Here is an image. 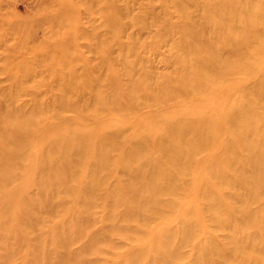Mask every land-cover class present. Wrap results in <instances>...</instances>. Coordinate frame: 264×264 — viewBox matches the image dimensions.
<instances>
[{"label":"rangeland","instance_id":"rangeland-1","mask_svg":"<svg viewBox=\"0 0 264 264\" xmlns=\"http://www.w3.org/2000/svg\"><path fill=\"white\" fill-rule=\"evenodd\" d=\"M13 1L17 2L11 8L16 15L22 20L31 18L26 0ZM164 1H154L157 11L166 6ZM200 1L185 2V8L168 5L174 11V21L190 19L196 26L189 23L181 30L191 38V47L180 44L181 32L174 33L180 48L172 57L167 52L172 61L196 47L199 50L203 42L189 35L207 25L208 18L216 24H228L222 16L231 14L230 6L222 9L217 4L219 0H209L215 6L208 12L193 5ZM250 4L264 14V0H250ZM142 21L150 19L137 23L142 25ZM252 23L264 31V17ZM236 24L242 30L239 36L247 35L239 19ZM109 36L111 40L116 33L110 31ZM153 40L146 41L153 47L157 42ZM258 42L254 46L262 50L244 64L264 68V39ZM129 56L115 68L126 89L130 83L136 84L131 90L134 101H146L139 90V82L144 81L143 87L152 86L158 98H166L165 89L155 90L161 79L151 80L149 86L148 76H140L141 65ZM163 67L166 69L161 64L159 70ZM133 68L136 76L130 81L127 71L133 74ZM0 81L7 82L4 74ZM100 85L92 81L86 93L73 98L84 113L94 109V95ZM248 95L238 91L229 102L222 101L220 107L226 106L223 121L220 127L209 128L220 136L217 146L209 142L202 148L199 142L191 143L174 132L183 141L179 153L164 147L124 152L107 147L100 153L90 147L87 137L76 143L62 140L55 132L48 133L46 141L17 147L2 134H25L21 128L27 131L41 117L34 115L32 123L17 113L9 118L13 113L2 106L0 120L9 119L0 124V264H222L225 254L228 264H233L234 257L239 264H258L255 260L264 264V248L260 249L264 247V86L250 95L259 107L246 106ZM196 98L206 104L213 102L212 98ZM29 103L31 112L32 101ZM111 110L118 120L130 118L117 109ZM45 120L54 123L52 118ZM84 127L81 130L87 129ZM168 132L172 136L173 132ZM65 133L71 136L69 129ZM194 151L200 152L197 159L225 152L220 162L203 159L199 172L174 168L176 162H191ZM133 154L155 160L154 170L140 165ZM163 164L182 174L174 178L170 169L156 173L155 168ZM178 186L182 189L178 190ZM250 251H254L252 258L247 256Z\"/></svg>","mask_w":264,"mask_h":264},{"label":"bare ground","instance_id":"bare-ground-1","mask_svg":"<svg viewBox=\"0 0 264 264\" xmlns=\"http://www.w3.org/2000/svg\"><path fill=\"white\" fill-rule=\"evenodd\" d=\"M154 1L26 0L25 7L32 16L22 20L11 9L17 2L0 0V76L4 74L7 78V82L0 81V108L3 106L13 113L9 118L17 113L31 123L34 115L41 117L27 131L17 124L25 134L16 129L21 135L15 131H5L2 135L17 147L46 141L50 132L57 133L62 140H76V143L87 137L90 147L100 153L107 147L120 152L164 147L179 153L180 142L183 141L178 140L174 132L185 136L191 143L199 142L202 148L209 142L217 146L220 136L209 128L212 125L218 128L223 121L226 106L220 107L222 101L229 102L238 91L251 95L264 86V68L244 64L248 62L246 59L256 57L262 50L254 45L264 39V31L254 26L252 20L262 19L264 14L257 12L250 0H219L217 4L222 9L231 8V14L222 16L228 24H216L213 18H208L207 25L203 24L199 31L196 29L188 34L203 42L199 50L196 47L172 61L167 52L172 57L180 48L174 40V33L181 32L183 40L180 44L191 47V38L181 30L189 23L196 26L190 19L174 21V11L168 5L172 3L176 9L185 8V2L190 0H166L162 11H157ZM193 5L208 12L215 6L209 0ZM143 19L150 21H142V25L137 23ZM238 19L247 35L239 36L242 30L236 24ZM110 31L116 33L111 40ZM146 40L157 42L152 47ZM116 51L117 56L114 55ZM129 54L141 65L140 76H148L149 86L151 80L161 79L155 90L165 89L166 98H158L152 86L143 87L144 81L139 82V90L146 101L139 104L134 101L131 90L136 88V84L130 83L131 89H126L120 72L115 68L116 64L125 63ZM161 64L166 69L159 70ZM168 67L173 69L169 71ZM127 73L130 81L136 76L135 68L133 74L132 70ZM92 81L101 84V89L94 95V109L84 113L73 98L86 93ZM250 95L246 101L244 99L246 106L248 103L251 108L259 107ZM196 96L204 97V100L212 98L213 102L203 103ZM29 100L33 105L31 112L28 110L31 106ZM111 109L130 115V118L118 120L112 116ZM70 112L75 114L69 115ZM43 117L52 118L54 123ZM9 118L2 117L0 124ZM82 127L87 129L81 130ZM66 129L71 131V136L65 133ZM168 131L173 132L172 136ZM224 152L197 159L200 152L194 151L191 162H176L174 168L199 172L205 160L220 162ZM133 157L147 170H154L155 160L135 154ZM167 169L173 172L174 178L182 174L167 164L156 167L155 172L159 174ZM253 255L254 251L247 253L248 257ZM233 260V264H239L235 257ZM227 262L225 254L222 264ZM255 262L261 264L257 260Z\"/></svg>","mask_w":264,"mask_h":264}]
</instances>
